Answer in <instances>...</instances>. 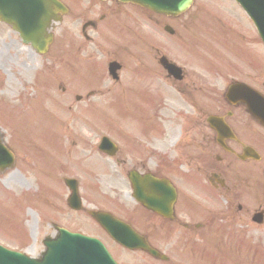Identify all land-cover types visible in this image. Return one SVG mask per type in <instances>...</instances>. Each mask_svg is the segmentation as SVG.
<instances>
[{
  "label": "rangeland",
  "instance_id": "1",
  "mask_svg": "<svg viewBox=\"0 0 264 264\" xmlns=\"http://www.w3.org/2000/svg\"><path fill=\"white\" fill-rule=\"evenodd\" d=\"M233 15H237V13L234 12ZM247 22L248 20L245 16V26L248 27L250 33H254L255 31L252 30L250 23L247 24ZM247 37L251 42H254V36L252 34ZM51 57L52 55L44 59L38 56L31 48L23 45L12 31L0 25V130L3 133L5 142H10L13 151L15 152V148H18L20 152L18 154L19 161L17 168L8 172L7 175L0 176V181L5 183L9 180L7 185L1 188L5 192L19 196V198H15L13 201L14 205L28 203L26 198L22 197V194L25 192H27L26 194L34 193L35 188L39 189V210L36 204L35 208L33 207L37 211L36 214L22 209L21 216H19V222H22V230H25V233L28 234V241L31 242L33 240L30 236L39 235L40 237H44L50 234L51 230L48 225L52 217L51 204H58L57 210L55 211L57 216L61 214L66 215L64 214L66 209L63 207V204L68 196V191L64 187L60 189V187L54 185L57 177L56 170L61 165L59 158L65 157L61 156L65 155L66 151L62 143L67 142V146L71 145L70 142L74 143V146L70 150L75 161L86 163V160L97 159L100 162L102 161L106 166V170L99 171H91L87 168V172L82 174V176L76 170H69L67 172V177L81 181V194L84 204L86 202L87 206L95 207L98 203L95 199V190H97V187L94 186L96 179L94 175L103 177L99 185L103 190V188L114 186L113 175L115 169L113 161L104 160L97 155L90 158L91 155H88L90 149L86 143L92 145L95 142H99L104 136L113 137V128L105 125L108 122H112V120L118 127L119 137L130 142V135L132 133L139 134L142 130L140 121L145 113L143 105L148 100L147 95H143L140 92L138 95L137 91L134 90L133 93L127 94V97H118L117 100H114L116 98L112 96L113 92H110L105 96L93 98L91 101L86 100L83 103H74V100L68 94L63 95L64 99L62 98V101H66L65 105L61 104L56 89H52L51 81L48 83L45 81L37 82L40 79L37 75L44 74V76H51L52 72L50 70L46 71L48 66H51L49 64ZM257 59H264V55L259 54L258 47L256 45L245 46V61L249 60V62H252ZM46 79L48 78L45 77L43 80ZM71 82L74 86L77 85L75 80ZM108 86L104 84V87L108 88ZM111 96L113 100L110 99ZM1 99L8 103L9 106L6 103H2ZM100 100H104L105 102L100 104L101 106L96 112H89V118L94 120V117L97 119L98 116L102 117L96 122L89 121L87 123V121H84L82 122V126L79 127V122L75 123V120L77 118L79 120L86 119L88 117V108L86 106L89 109L96 108V106H99L98 103ZM41 105L42 109L47 113L36 110L38 114H34V110H30ZM68 105L73 106L72 110H70V116ZM82 108L86 109V112H79ZM76 114L78 115L75 117ZM23 115L24 118L22 119ZM104 115L106 118L103 117ZM69 117L73 120L67 124V127L63 128L62 125L68 122ZM105 120L106 123L104 124ZM21 127H23L22 133L18 132ZM63 129L65 133H62L61 141L57 142L58 138L56 135L60 136ZM123 132H126L127 135ZM170 139L171 134L166 137L167 141L165 142L168 144ZM80 142H85V147L79 146L81 145ZM76 143L79 144L76 145ZM83 150H86L87 153ZM30 176L35 181L31 180ZM39 179L40 181H38ZM57 190L60 192L59 198ZM105 191L106 196L111 193L107 189ZM34 199H37V197L34 196ZM7 201H9L7 205L2 204V207H7L11 211L13 208L12 200L7 199ZM219 204L224 206L220 198ZM61 210L63 211L61 212ZM247 218L245 216V220ZM188 219L190 221L194 220V218ZM197 220L204 221L206 218L202 217V219ZM9 224L13 226L12 222H9ZM94 229V233H96L97 230L96 228ZM87 230L88 233L93 231L91 224L88 225ZM261 230L262 228L258 227H245V254H238L232 249H229L227 245L230 246V243L225 237L217 243L218 245L214 244V242L207 245L206 235L209 233L208 231L194 233L180 230V233L171 242L163 239V241H158L156 244L172 257L170 264H264V235L260 236L262 235ZM153 233L160 234L161 232L156 230ZM13 239L16 238L13 237ZM187 239L191 240V243L185 241ZM0 241L2 240L0 239ZM2 242L6 243L4 240ZM238 242L236 241L234 244ZM9 244L19 245L16 240H12ZM194 245L201 248L203 253H206L208 256L209 252H212L213 257L210 259L205 258L199 252H195L193 249ZM215 245L217 246L216 253L213 252ZM111 247H109L110 252L119 264H126L125 260L127 259V255L115 245H111ZM190 249L191 253L189 254ZM226 250L229 252L228 255H225ZM130 257L132 258L130 261H135L136 264L138 262L141 264L148 262L154 264V262L148 261L145 258L136 259L134 258L136 256H129L128 259Z\"/></svg>",
  "mask_w": 264,
  "mask_h": 264
},
{
  "label": "flooded vegetation",
  "instance_id": "2",
  "mask_svg": "<svg viewBox=\"0 0 264 264\" xmlns=\"http://www.w3.org/2000/svg\"><path fill=\"white\" fill-rule=\"evenodd\" d=\"M127 7L116 2L108 3L103 6L102 14L96 21L84 20L82 32L85 40L92 42L93 40L88 34L100 33L102 26L109 23L119 24L123 19L130 21L129 35L132 42L124 44L116 53H113L115 61L119 65L118 83H121L124 73H127L128 76L131 74L135 79L147 76L150 83L148 89L151 97L154 98V110L159 111L162 108L165 96L169 93L183 99L184 106L189 110H185L188 116L183 117L189 126L184 127L182 142H178L175 153L162 157L160 152L152 147L148 149L149 157L139 162L132 161V170L141 171L140 174H151L158 178H169L168 173L170 172L179 176L176 164H179V159L185 160V157L188 156V166L196 168L199 173L204 174L211 187L228 199L229 207L225 214L220 215L221 221L232 220L237 223L233 227L245 228V214L246 216L251 214L250 209H245V196L249 197L252 192L256 200L253 207L257 208H253L254 212L251 214L250 220L257 213L262 212L258 219H260L259 225L264 229V164L254 174L250 166L256 161L251 159L253 158L251 155H245V149L251 148L259 154L260 161L258 162L264 163V129L259 125L256 128L254 124L250 123L252 117L241 100H228L226 91H224L226 99H219L221 91L216 85L217 77L213 74L202 75L197 72L198 65L191 64L189 69L185 66L181 67L183 74L179 79L169 75V71L163 67L166 62H162V59L167 57L170 62H174L170 56L178 58L177 55L171 54L170 44L167 40L170 36L180 37L172 26V24L180 23L178 19L155 18L151 12H138L135 9L137 7L134 9ZM96 9L95 5L87 7L86 11L82 10L83 16L96 13ZM168 24L174 29L173 31L166 30L165 26ZM170 46H174V44ZM123 53L138 63L137 70L129 67L124 60H118V58H122ZM157 77L164 81L154 83ZM218 91H220L219 94ZM260 92L264 97L262 87ZM262 109L264 110V105ZM156 111L155 114L159 116L160 113ZM210 116L217 119L212 122L211 126L207 124ZM156 119L157 122H163L160 117L156 118L154 115L150 123L152 124ZM252 120L254 119L252 118ZM117 153L123 154L120 149ZM125 153L132 155L134 151L131 146H127ZM154 157L157 158L158 163L161 161V164L153 171L148 160H152ZM171 158L178 160L174 163L168 162ZM121 163L127 165L126 161ZM261 196H263L262 200ZM175 221L181 224L179 219H175ZM185 227L193 228V226ZM231 233L245 237V229H231Z\"/></svg>",
  "mask_w": 264,
  "mask_h": 264
},
{
  "label": "water",
  "instance_id": "3",
  "mask_svg": "<svg viewBox=\"0 0 264 264\" xmlns=\"http://www.w3.org/2000/svg\"><path fill=\"white\" fill-rule=\"evenodd\" d=\"M139 2L145 5H152L154 7H157V5H161L162 3L165 5L171 4V0H163L162 2L160 0H142ZM263 4H264V0H258L255 4H252V7H254L257 11L260 12ZM261 12H264V9ZM0 17H2L3 20L12 22L14 25L16 24L15 27L16 29L20 31L21 37L23 38L25 42L32 43L33 46H35L42 53L46 52L48 45L51 43V38H49V36H47L43 32V30H41L40 32L39 31L34 32V30H36L35 28L25 27L22 23L19 24L18 19L13 14L9 13L6 16L2 8H0ZM252 17L257 23V26L261 32V35L264 38V14L262 15L252 14ZM14 18H16V20ZM39 26L42 27L41 22L39 23ZM103 224H105L106 227L110 229L114 235L120 236L117 232V227L115 224H112L108 221L103 222ZM122 242L127 244L125 237H123ZM90 243H93V242L90 241ZM62 257H64L65 259L69 258L70 254H67L66 251L64 250H60V251H50L49 250L47 254V262H45V264H58V263L53 262V260L57 258H62ZM85 258L88 264H102V260L100 258L99 252L97 253L96 251H90L89 253H86ZM103 258L107 259V262L105 264H113L110 261L109 257L104 252H103ZM0 264H36V263L30 262L27 258L23 256L3 252L2 256H0Z\"/></svg>",
  "mask_w": 264,
  "mask_h": 264
}]
</instances>
